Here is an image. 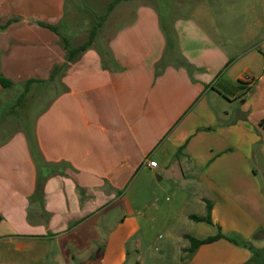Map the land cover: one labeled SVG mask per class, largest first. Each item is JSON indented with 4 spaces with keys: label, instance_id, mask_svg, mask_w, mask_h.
Here are the masks:
<instances>
[{
    "label": "crops",
    "instance_id": "crops-1",
    "mask_svg": "<svg viewBox=\"0 0 264 264\" xmlns=\"http://www.w3.org/2000/svg\"><path fill=\"white\" fill-rule=\"evenodd\" d=\"M65 1L0 0V74L13 82L0 112L44 97L31 128L0 141V264H141L146 251L258 264L226 238L189 251L187 235H238L264 255V0H199L167 22L142 3L73 62ZM208 203L212 221L194 219Z\"/></svg>",
    "mask_w": 264,
    "mask_h": 264
},
{
    "label": "rangeland",
    "instance_id": "rangeland-1",
    "mask_svg": "<svg viewBox=\"0 0 264 264\" xmlns=\"http://www.w3.org/2000/svg\"><path fill=\"white\" fill-rule=\"evenodd\" d=\"M112 1L113 0L65 1L64 17L58 24V28L69 40L71 47H76L86 42L95 27L97 29L95 37L96 45L100 48L107 47L114 32L132 18L135 8L139 4L150 2L159 11L163 21L167 22L169 17L180 15L199 2V0H122L115 5L113 10L103 20L102 16L106 15L108 12V5ZM21 89L22 86L19 85L12 89H8L9 98H16ZM40 96L41 94L38 97H33L31 93L22 106L9 108L6 104L4 108H2L1 112L3 113L1 114L0 112V117L7 114V118L11 119V121L8 122V126L11 129L8 131H1L6 134H1L0 141L9 133L15 132V129L19 126L31 128L33 114H35L34 111H38V108H41L44 104V97ZM26 109H30V111H25L22 116L21 112ZM5 111L6 113H4ZM259 176H263L262 173H260ZM262 178L264 182V177ZM108 216L113 219L114 222L120 223L121 215L116 211V208L111 214L108 212ZM257 252L254 258L255 263L264 264V255H259ZM141 264H162V260H158L152 253L146 251Z\"/></svg>",
    "mask_w": 264,
    "mask_h": 264
},
{
    "label": "trees",
    "instance_id": "trees-1",
    "mask_svg": "<svg viewBox=\"0 0 264 264\" xmlns=\"http://www.w3.org/2000/svg\"><path fill=\"white\" fill-rule=\"evenodd\" d=\"M120 1L122 0H113L109 5H108V12L106 13V15L102 16V19L104 20L108 14L113 10V8L115 7V5L117 3H119ZM125 1H131V0H125ZM50 27L57 31V28L54 27V26H51ZM96 34H97V29L96 27L92 30L91 34H90V37L89 39L82 43L81 45L77 46V47H71L70 46V42L69 40L64 37V46L65 48L67 49V60L69 62H73L75 61L78 57H80L86 50H88L90 48V46L92 45V43L94 42L95 40V37H96ZM105 63H107L106 61H104ZM166 64V61L165 59L163 58L159 63H157V68L161 67V66H164ZM184 64L187 66V68L189 70H192L193 66L187 62L186 60H184ZM63 66H56L53 70V76L55 73H57ZM32 81H29L27 84H26V87H25V90L24 92L22 93L21 95V99L24 98L26 92L28 91L29 89V86H30V83ZM0 84L4 87H10L12 86L13 82L4 77L2 74H0ZM30 147H31V153L33 155V158L35 159V161H37L38 163L40 161H42V153L40 151V149L38 148V145L36 142H33L31 141L30 143ZM40 186H37V193H38V188ZM211 203H208V215L206 217H199V216H192L194 219L196 220H207L209 222H211V215H210V212H211ZM264 231L263 230H260L258 231L257 233H255L254 237L255 238H260L262 235H263ZM187 237H189L191 239V242H192V245L188 248L189 251H193L195 248H197L198 246H200L201 244H205V243H209V242H212V241H215L219 238H226L236 244H241L243 246H246V247H249L251 250H253L254 253H256V249L255 247L252 245V243L250 241H247L245 239H242L241 237H239L238 235H231V234H223V233H219L218 235L216 236H213V237H208L206 239H197V238H194L190 235H187Z\"/></svg>",
    "mask_w": 264,
    "mask_h": 264
},
{
    "label": "built area",
    "instance_id": "built-area-1",
    "mask_svg": "<svg viewBox=\"0 0 264 264\" xmlns=\"http://www.w3.org/2000/svg\"><path fill=\"white\" fill-rule=\"evenodd\" d=\"M158 164V162L156 160H150L148 161V165L151 167H156Z\"/></svg>",
    "mask_w": 264,
    "mask_h": 264
}]
</instances>
